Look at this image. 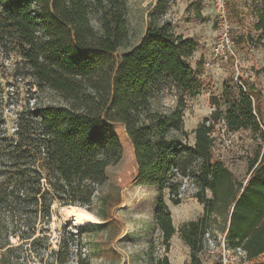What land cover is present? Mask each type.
Masks as SVG:
<instances>
[{"label": "trees", "instance_id": "obj_1", "mask_svg": "<svg viewBox=\"0 0 264 264\" xmlns=\"http://www.w3.org/2000/svg\"><path fill=\"white\" fill-rule=\"evenodd\" d=\"M167 7L158 0L140 43L118 60L128 39L127 0H0V66L19 56L38 87L64 101L20 111L10 130L0 82V262L13 249L12 237L36 241L37 224L50 220L55 201L91 211L100 186L129 181L158 187L155 223L169 249L175 226L165 190L181 202L173 170L180 167L173 159L181 142L168 129L180 127L185 97L201 92L204 61H191L194 38L159 21ZM256 28L264 36V0ZM164 79L181 92L176 110L162 117L150 113V89ZM221 101L212 99L216 109L194 131L192 152L202 162L196 197L211 214L224 196L232 207L228 245L258 262L264 259V153L249 160V179L236 187L214 157L212 132L224 121L230 131L249 130L264 141V98L226 80ZM22 223L27 229L20 234ZM208 225L204 215L183 228L193 264H201Z\"/></svg>", "mask_w": 264, "mask_h": 264}, {"label": "rangeland", "instance_id": "obj_2", "mask_svg": "<svg viewBox=\"0 0 264 264\" xmlns=\"http://www.w3.org/2000/svg\"><path fill=\"white\" fill-rule=\"evenodd\" d=\"M157 2L127 0L128 39L116 53L118 60L140 43L149 26L150 11ZM167 2V10L159 21H170L177 34L197 41V49L191 58L193 64L201 59L204 64L211 62L208 67L204 65L201 92L194 97H185L180 127L168 129V137L181 142L173 159L175 166H180L173 170L180 183L181 202L175 204L169 190H165V200L175 226L169 249L155 223L158 187L134 185L131 181L121 186L106 183L98 188L92 210H89L99 222L76 226L65 209L71 205L55 201L50 220H39L37 224L36 241L12 237L13 249L0 264H166L165 257L169 264H193L191 249L183 239V228L204 215L209 218V225L199 254L201 264H264L263 257L258 262L249 260L241 248L233 249L228 245L226 237L232 207L222 194L211 214H207L205 204L199 202L195 173L202 162L192 152L194 131L216 109L212 99L221 101L226 80L245 83L249 91L264 98V36L256 28L262 0H224L223 12L218 10L216 0ZM223 20L228 26V34L222 39ZM93 24L99 29L96 19ZM217 46L220 51L216 56L214 48ZM0 82L10 130H14L16 114L22 110L64 103L54 91L40 89L32 70L14 54L2 61ZM180 92L172 81L159 80L150 89V113L171 116L179 104ZM221 109H226L222 101ZM212 137L214 157L231 171L233 184L236 187L240 183L246 184L249 160L259 150L264 153V141L254 137L249 130L230 131L223 121L215 125ZM228 140L232 142L227 143ZM206 193L208 198H213L210 190ZM26 229L22 223L19 233Z\"/></svg>", "mask_w": 264, "mask_h": 264}, {"label": "bare ground", "instance_id": "obj_3", "mask_svg": "<svg viewBox=\"0 0 264 264\" xmlns=\"http://www.w3.org/2000/svg\"><path fill=\"white\" fill-rule=\"evenodd\" d=\"M66 212L73 217V222L76 226H84L88 222H99L100 220L89 210L78 207V206H71L66 207Z\"/></svg>", "mask_w": 264, "mask_h": 264}, {"label": "built area", "instance_id": "obj_4", "mask_svg": "<svg viewBox=\"0 0 264 264\" xmlns=\"http://www.w3.org/2000/svg\"><path fill=\"white\" fill-rule=\"evenodd\" d=\"M216 5H217V8L218 10L221 12H223V9H224V0H216ZM221 37L222 39L227 37V34H228V26L226 25L225 21L223 20L221 22ZM219 46H217L216 48H214V53L216 54V56L219 54ZM211 64V62H206L204 65H206V67H208L209 65ZM224 122V121H223ZM225 123V122H224ZM232 140H228L227 143H231Z\"/></svg>", "mask_w": 264, "mask_h": 264}]
</instances>
